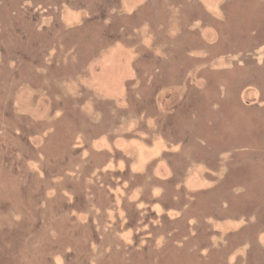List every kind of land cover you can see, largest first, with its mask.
<instances>
[{
  "label": "rangeland",
  "instance_id": "rangeland-1",
  "mask_svg": "<svg viewBox=\"0 0 264 264\" xmlns=\"http://www.w3.org/2000/svg\"><path fill=\"white\" fill-rule=\"evenodd\" d=\"M0 62V264H264V0H0Z\"/></svg>",
  "mask_w": 264,
  "mask_h": 264
},
{
  "label": "trees",
  "instance_id": "trees-1",
  "mask_svg": "<svg viewBox=\"0 0 264 264\" xmlns=\"http://www.w3.org/2000/svg\"><path fill=\"white\" fill-rule=\"evenodd\" d=\"M19 28H17V30H18ZM16 30V34H22L23 32H22V30H19V31H17ZM18 32V33H17ZM104 34H106L107 35V33H106V31H104L103 32ZM2 64H3V62H0V71H1V67H2ZM13 137L15 136L14 135V133H13V135H12ZM0 144H1V137H0ZM192 194V193H191ZM198 195H199V193H198ZM177 197H178V195H177ZM177 200V199H176ZM176 202H178V201H176ZM166 203H173V201L172 202H168V201H166ZM191 210V208H189L188 207V209H186V212L183 214V216H182V219H180L181 220V222L180 223H187V224H189V222H188V220H186V215L189 213V211ZM71 225V224H70ZM199 229H201V228H197V230H198V232H200L199 231ZM90 230V229H89ZM94 231V230H93ZM92 231V229H91V233L93 234V236H94V232ZM200 233H202V232H200ZM173 235H174V237H175V234L173 233ZM206 236V234H199V233H197L196 235H193L192 234V236L195 238V237H197V236ZM152 240H148V242H151ZM149 247V244L147 243L145 246H143V247H141V249H145V248H148ZM161 250L163 251V248H161ZM153 252L154 251H152L151 250V253H150V256H152V254H153ZM5 253H7V250H5ZM121 253L122 254H124L125 253V251H121ZM80 255L78 254V256L77 255H75V252H73V254H71L70 255V262L68 263V264H76L77 262H78V264H81L80 263V261H81V257H79ZM76 257H79L80 258V261H78L77 259L78 258H76ZM83 263V262H82Z\"/></svg>",
  "mask_w": 264,
  "mask_h": 264
}]
</instances>
